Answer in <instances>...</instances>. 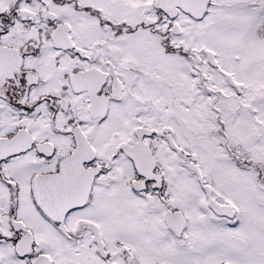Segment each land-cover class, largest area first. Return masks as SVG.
<instances>
[{"label": "snow or ice", "instance_id": "6c2138e0", "mask_svg": "<svg viewBox=\"0 0 264 264\" xmlns=\"http://www.w3.org/2000/svg\"><path fill=\"white\" fill-rule=\"evenodd\" d=\"M0 264H264V0H0Z\"/></svg>", "mask_w": 264, "mask_h": 264}]
</instances>
